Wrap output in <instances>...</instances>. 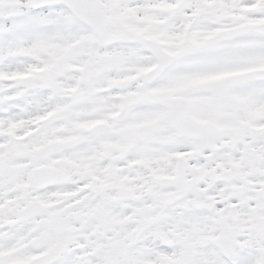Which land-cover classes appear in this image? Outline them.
<instances>
[{"label": "snow or ice", "instance_id": "obj_1", "mask_svg": "<svg viewBox=\"0 0 264 264\" xmlns=\"http://www.w3.org/2000/svg\"><path fill=\"white\" fill-rule=\"evenodd\" d=\"M0 264H264V0H0Z\"/></svg>", "mask_w": 264, "mask_h": 264}]
</instances>
